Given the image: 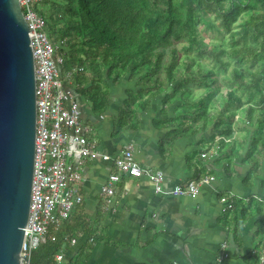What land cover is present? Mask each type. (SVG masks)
<instances>
[{"label": "trees", "instance_id": "16d2710c", "mask_svg": "<svg viewBox=\"0 0 264 264\" xmlns=\"http://www.w3.org/2000/svg\"><path fill=\"white\" fill-rule=\"evenodd\" d=\"M35 9L62 41L64 85L97 111L108 105L106 75L135 83L117 130L152 99L178 103V131H212L213 153L243 155L247 177L264 184V0H42ZM61 236L47 235L31 264L52 263Z\"/></svg>", "mask_w": 264, "mask_h": 264}, {"label": "crops", "instance_id": "0c3cea01", "mask_svg": "<svg viewBox=\"0 0 264 264\" xmlns=\"http://www.w3.org/2000/svg\"><path fill=\"white\" fill-rule=\"evenodd\" d=\"M106 78L101 88L109 101L103 111L96 110L90 96L78 93V87L64 85L88 129L86 138L100 155L110 157L131 145L143 170L162 173L165 193H157L146 174L122 175L113 185L114 195L107 196L101 189L114 170L113 162L101 156L84 158L81 179L72 185L81 202L73 206L68 220L48 232L62 234L58 252L64 253L66 263L257 264L264 251L261 176L247 177L251 166L241 154H213L220 140L213 139L212 131H178L173 119L178 103L152 99L143 104L135 121L117 130L127 91L138 89L127 78L120 83ZM205 175L212 179L201 185L195 198L170 194L173 187Z\"/></svg>", "mask_w": 264, "mask_h": 264}, {"label": "built area", "instance_id": "2783aa9c", "mask_svg": "<svg viewBox=\"0 0 264 264\" xmlns=\"http://www.w3.org/2000/svg\"><path fill=\"white\" fill-rule=\"evenodd\" d=\"M41 1L19 0L34 58L37 113L33 183L20 264H31L32 251L45 239L49 229L57 230L62 222L68 220L73 206L81 202L72 185L81 179L84 158L101 156L103 160L113 162L114 170L101 189L107 196L114 195L113 185L121 180L122 175L140 177L146 174L154 183L155 191L165 193L162 173L148 174L143 170L134 159L131 145L123 146L118 155L110 157L100 155L86 138L88 129L81 123L78 105L60 78L58 66L62 65V58L57 55L59 44L49 39L45 20L35 9ZM211 179L205 175L188 180L173 187L170 194L195 198L201 185ZM227 205L230 207V202ZM50 264H67L64 253L57 252ZM257 264H264V251Z\"/></svg>", "mask_w": 264, "mask_h": 264}, {"label": "water", "instance_id": "95a60500", "mask_svg": "<svg viewBox=\"0 0 264 264\" xmlns=\"http://www.w3.org/2000/svg\"><path fill=\"white\" fill-rule=\"evenodd\" d=\"M28 30L19 0H0V264H20L29 217L37 113Z\"/></svg>", "mask_w": 264, "mask_h": 264}]
</instances>
